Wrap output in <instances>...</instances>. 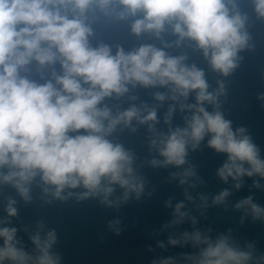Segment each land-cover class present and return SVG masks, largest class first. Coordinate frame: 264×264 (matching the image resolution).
Here are the masks:
<instances>
[{
  "label": "clouds",
  "instance_id": "clouds-1",
  "mask_svg": "<svg viewBox=\"0 0 264 264\" xmlns=\"http://www.w3.org/2000/svg\"><path fill=\"white\" fill-rule=\"evenodd\" d=\"M242 3L0 0V186L14 189L25 203L32 201L33 188L54 200L98 198L108 207L130 197L138 200L146 180L138 171L137 157L113 138L118 129L134 133L133 121L147 126L149 149L159 157L148 164L182 169L170 173L179 185L194 188L201 182L187 158L204 141L205 147L226 156L216 171L222 182L230 178L239 189L242 177L264 179L259 147L246 128L233 129L220 110L223 80H217V87L210 91L206 76L207 69L229 77L243 60L240 53L255 47L248 29L253 18L264 24V0H247L250 12ZM120 22H127L132 36L158 40L161 46L141 43L126 51L120 44L105 43L101 30ZM165 36L174 39L167 43ZM172 47L198 53L206 68L188 62L186 52L170 55L166 49ZM137 86L164 91L152 94L156 105L151 107L141 103L120 110L118 104L106 102L121 100ZM257 99L264 101V93ZM166 101L171 103L161 118L164 128L158 129L157 107ZM176 112L182 114L183 126L173 125ZM252 186L261 187L255 180ZM229 195L225 189L211 204L221 205ZM185 200H193L187 190ZM199 200L196 207L208 206L206 196L200 195ZM16 204L15 198L6 197V217L0 224L7 225L9 218L17 216ZM184 207L183 202L175 205L174 218L166 227L185 218L195 225V218L181 211ZM234 208L264 221V209L251 196ZM43 228L38 223L28 236L29 249L17 239L15 227H0V264H60V256L52 251L55 230L42 236ZM168 244L196 250L181 254L187 264H264V253L257 255L254 243L240 247L226 234L212 238L199 230L185 231L177 238L169 237ZM153 264L176 261L166 258Z\"/></svg>",
  "mask_w": 264,
  "mask_h": 264
},
{
  "label": "water",
  "instance_id": "water-1",
  "mask_svg": "<svg viewBox=\"0 0 264 264\" xmlns=\"http://www.w3.org/2000/svg\"><path fill=\"white\" fill-rule=\"evenodd\" d=\"M241 6L250 12L247 0H243ZM250 23L248 31L255 47L251 51L240 53L243 57L240 66L229 77H220L207 69L206 76L210 91L217 87V80H223L225 92L218 98L220 110L226 119L232 121L233 129L246 128L264 159V101L257 99L259 94L264 93V24L254 18ZM100 38L105 43L120 44L126 51L141 43L161 46L158 40L132 36L127 22L116 23L101 30ZM172 39L174 38L165 36L164 42L171 43ZM166 51L170 55L186 52L188 62L206 68L199 54L190 49L172 47ZM155 91L164 89H144L137 86L128 93V96H136V100H129L125 96L119 101L106 102L110 105L118 104L120 110L127 109L131 104L139 106L141 103L151 107L156 105L152 95ZM169 103L171 102L166 101L157 107L158 119L162 118ZM181 116L179 112L174 113V126H183ZM133 126L137 129L134 133L118 129L113 138L131 149L137 157L138 171L146 180L144 192L138 200L130 197L125 203L108 207L100 204L98 198L78 201L75 197H70L65 201L54 200L50 196L43 197L38 188H33L32 201L25 203L14 189L0 186V219L6 217V197L17 200V216L9 218L10 223L0 224V227H15L17 239L29 249L32 245L28 236L36 231L38 223L44 226L42 236L49 230H55L56 243L52 251L60 256V264H153V261L166 258L174 259L176 264H187L181 254H191L196 250L190 245L172 246L168 244V239L193 230L207 233L212 238L220 234L229 235L240 247L246 243H254L256 254L264 253V221L253 220L250 213L245 215V210L234 208L237 202L251 196L253 203L264 209V179L257 176L242 177L239 189L233 187L234 182L230 178L226 183L222 182L216 171L226 156L205 147L204 141L198 150L190 151L187 158L201 182H197L194 188H188L187 184L179 185L177 179L170 178V173L182 169L171 166L151 167L148 161L159 157L154 150L149 149L147 126L137 125L135 121ZM156 127L164 128L162 119ZM254 180L261 185L260 188L252 186ZM225 189L230 192L225 202L212 205V198ZM185 190L193 197L192 201L185 200ZM119 194L118 189L115 195ZM200 195L207 197L206 208L196 207L200 204ZM45 199L51 202L45 203ZM178 202L184 203L185 207L181 211H187L189 216L194 217L195 225L185 218L178 225L166 227L174 218L173 209ZM160 243L164 244L163 248L158 246Z\"/></svg>",
  "mask_w": 264,
  "mask_h": 264
}]
</instances>
